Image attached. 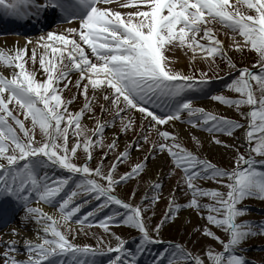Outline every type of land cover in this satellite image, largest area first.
<instances>
[{"label": "snow or ice", "instance_id": "1", "mask_svg": "<svg viewBox=\"0 0 264 264\" xmlns=\"http://www.w3.org/2000/svg\"><path fill=\"white\" fill-rule=\"evenodd\" d=\"M0 7L18 18L51 9L70 25L60 33L49 31L46 36H40L31 50V40L14 50L0 49V66L11 70L10 77L0 72V200L14 202L11 213H0V223L8 225L22 212L23 222L31 221L38 226L39 241L24 240L27 258L23 260L9 256V252L18 251L16 241L6 243L7 251L0 255L4 264H99L96 257L106 254L99 247L103 240L97 247L78 245L73 242L74 237L70 240L57 219L31 206L41 202L58 208L65 227L74 217L77 223L91 227L92 218L111 209L100 221L106 233L111 224L137 230L135 252L126 248L124 239L110 233L117 243L115 247H107V253H116L108 264H139L150 246L162 243L161 229L175 219L181 208L192 209L200 215L205 221L202 236L221 243L223 251L209 248L205 260L186 252L179 244H169L152 264H165L166 257L167 264H182V261L249 264L239 253L245 250L242 245L249 238L264 235V222L238 223L237 218L247 212L246 208L238 207L244 200H264V0H11L7 4L0 0ZM73 21L77 22L75 26ZM217 22L243 38L242 44H236L237 51L243 52L247 47L256 53L257 61L252 65L256 71L249 67L237 68L227 57L221 41L209 27ZM178 46L194 54L200 49L207 54L206 59L212 58V63L219 55L227 60L230 69L236 70L237 75L225 87L238 94V98L223 94L210 98L235 107L245 123L193 107L192 97L207 94L212 81L205 72L199 76L195 72L187 75L170 67L172 61L166 53ZM29 61L31 71L27 67ZM37 63L43 73L39 80ZM72 74H76L75 81L70 78ZM70 85L85 99L79 111L70 110L77 96H63ZM97 106L102 114L112 115V119L101 121L95 114ZM242 107L249 110L241 111ZM133 110L155 130L158 140L153 142V150L166 152L174 168L183 173V182L173 190L164 220L151 232L144 214L160 196L149 199L145 195L141 205L134 206L115 194L117 188L141 173L147 161L118 175V165L129 155L126 148L105 170L103 161L108 152L116 149L117 137L107 145L108 151L103 152L101 162L95 168L89 166L93 152L105 148L103 133L109 125H115L119 119L122 132L132 128L129 113ZM16 111L24 120H30L31 128L26 127ZM86 113L96 122L92 136L81 124ZM176 121L188 123L192 128L202 127L213 134L218 145L221 141L215 138L216 133L231 137L237 129H245L243 136L248 153H238L230 171L219 168L184 148L174 134L161 130V126L173 125ZM37 127L41 141L35 137ZM144 140L147 142L148 137ZM134 147L139 150L140 144ZM78 150L85 154L82 166L74 162ZM58 171L66 174L57 176ZM208 180L218 187L208 189L196 183ZM162 187L159 182L152 185L157 193ZM181 190L185 195L191 194L183 205L176 203L175 197V192ZM135 195L131 193L132 198ZM79 196L85 197L83 203L74 202ZM88 204L93 205V210L79 218L77 214ZM213 226L227 234V242L217 236ZM18 234L13 230V236Z\"/></svg>", "mask_w": 264, "mask_h": 264}, {"label": "rangeland", "instance_id": "2", "mask_svg": "<svg viewBox=\"0 0 264 264\" xmlns=\"http://www.w3.org/2000/svg\"><path fill=\"white\" fill-rule=\"evenodd\" d=\"M235 2V0H233ZM3 8V7H1ZM246 12L247 10L243 8ZM212 28L216 38L221 41L223 46V51L227 54V57L236 65L237 68L249 67L252 71H256L252 68V65L257 61V55L253 51H249L246 47L243 52L235 51L234 47L236 45L228 47V43H225V38L223 36V31L218 28V26L213 23L209 25ZM36 33L32 34L35 35ZM31 35V34H30ZM28 35V36H30ZM9 37V35H8ZM26 38V36H24ZM206 43V41H201ZM166 55L171 59L172 65L170 66L177 72H182L184 74L190 75L195 72L196 76H199L201 72L208 74L212 83L210 87L206 90L207 94H196L192 97L193 107L203 108L206 112L212 113L214 115L226 117L245 123L243 118L240 116L239 112L235 107L225 106L217 101H213L210 97L211 95L223 94L228 98L235 99L238 98V94L231 92L226 89L225 85L233 79L237 73L235 69H230L227 60L222 59L219 55H216L215 62L212 63V58L207 57V54L202 52L200 49H196L195 54L184 47H177L173 52H168ZM29 71L32 70L31 61L27 65ZM37 80L41 79L43 73L39 69L37 63ZM0 72L5 76H11V70L0 66ZM74 81V80H73ZM65 98L71 96H77V99L70 106V110L75 112L79 111L85 99L82 95L77 93L75 88L69 86V90L63 92ZM92 92L89 91V98H91ZM93 103H96L95 101ZM10 107H13L10 105ZM247 107H242L241 111H248ZM18 117L24 121L26 127L31 128L30 120H24V116L16 111ZM95 114L101 119V121H110L112 115L108 113H101L99 107L95 108ZM90 113H86L82 118L81 124L85 126L89 132L88 135L92 136V131L95 129L96 122L89 119ZM133 119L132 128L127 132L121 131V125L119 119H117L115 125H109L103 133V143L105 148L103 150L96 149L93 152V159L89 166L95 168L100 162L103 152H107V145L111 143L114 139L118 137L116 149L112 152H108L107 159L104 160L105 170L108 166L116 162L117 156L128 149L129 155L127 159L118 165L117 174L121 175L125 172L131 170V167L137 163H142L145 160L146 166L141 171V173L135 176L132 180L127 183L122 184L116 190V195L122 200L133 204L134 206L141 205L145 195L149 199L153 195H159L160 199L157 203L151 206L149 211L144 214L145 223L151 232L155 225L159 224L164 220L165 214L169 209V202L172 199L173 190L177 188L178 183H182V170L175 169L171 164V159L167 153H159L154 151L152 144L158 140L157 134L154 129L148 127L147 120H142V118L135 117L134 114L129 113ZM186 119V117H185ZM161 130H167L174 134L178 138V142L187 150L192 151L195 155H198L202 159H207L215 164L217 167L231 170L234 167L235 157L239 154L248 153V145L243 136L245 129H237L233 136H227L223 134L216 133L215 138L221 141V144L214 143L213 134L205 131L202 127L192 128L188 123H182L180 121L174 122L173 125L161 126ZM147 136L148 140L145 142L144 137ZM193 136L196 140H193ZM35 137L37 141H41L42 137L39 128L35 130ZM95 139V137H93ZM199 141V143H197ZM140 144L139 150H136L134 145ZM227 145V147H225ZM259 160V157H256ZM85 154L82 150H78V158L74 160L75 163L81 165L84 163ZM260 165H257L259 168ZM66 173L57 172V176H63ZM159 182L163 187L162 190L157 193L153 190L152 185ZM199 186L215 189L217 184L211 180L208 181H197ZM74 188V185L72 186ZM67 189L66 191H70ZM222 190V189H221ZM135 192L136 195L132 198L131 193ZM64 196V193L61 194ZM176 203L185 204L190 198L191 194L185 195L184 191L175 192ZM85 197L79 196L75 198V203H83ZM207 202V201H205ZM31 206L39 207L45 213L52 215L55 219L60 222L61 230L66 232L68 238L73 240L74 243L78 245H90L92 247H97L99 241L103 240V244L99 247L105 252V255L97 256L99 264H108L110 258L114 257L116 253H107V247H115L116 240L110 235V233H115L126 241V248L135 252L138 246L139 233L137 230L129 228L123 224H111L109 226V232L106 233L103 227L100 226V221L105 218V213H109L111 209H105L104 213L97 214L96 217L90 220L92 226L89 227L88 224L81 225L76 222V217L68 221L67 227L64 226V222L60 220V214L57 207H52L44 203H33ZM147 206V205H145ZM114 207V206H113ZM238 207H243L247 209V212L242 217L237 218L238 223H243L245 221H252L256 223L264 222V200L257 198H248L244 200ZM14 209V202L0 200V213H11ZM93 210V205H85L81 209L78 215L79 218ZM18 212L19 210L16 209ZM24 214L19 212L16 218H21ZM94 221V222H93ZM32 223L31 221H28ZM34 223V222H33ZM205 221L201 219L200 215L197 214L192 209L181 208V210L176 214L174 220H169L160 232V239L162 243L150 246L148 252L141 256L139 259V264H152L154 258H158L159 253H163L165 249L169 248V244H179L183 246L186 252L191 253L193 256L199 255L201 258L206 260V251L209 248L219 252L223 251V246L217 241H213L210 238H205L201 234L202 226ZM35 225V224H34ZM37 226V225H35ZM70 229V230H69ZM212 230L223 240L227 242V234L221 229H216L214 226ZM87 233V235L85 234ZM34 242H39L34 236ZM23 244V245H22ZM22 244H18V250H22L20 255L16 256V259H26L27 254L24 252V241ZM242 248L245 249L239 254L242 255L249 264H264V235H258L249 238L243 245ZM182 261V258H179ZM0 264H4L3 259H0ZM165 264H167V257L165 258ZM182 264H187L186 261H182Z\"/></svg>", "mask_w": 264, "mask_h": 264}, {"label": "bare ground", "instance_id": "3", "mask_svg": "<svg viewBox=\"0 0 264 264\" xmlns=\"http://www.w3.org/2000/svg\"><path fill=\"white\" fill-rule=\"evenodd\" d=\"M38 1V0H37ZM241 12H244L247 14V12L241 8ZM12 15L9 12H6V10H0V31L9 33V37L6 36V34H1L0 33V49H4L6 51L9 50H14L16 47H23L26 43L27 40H31L33 42L32 45H29V49L31 50L32 47H34L39 39L40 36L44 35L46 36L47 32L52 31L56 33H60L70 25L67 23H64L61 19L59 21H55V17L52 18L51 20H45L41 19L42 22H47L44 26H40L37 30L39 32L35 35H30L26 36V38L23 36L24 34L20 35L18 32H25L28 29V27H24L21 25H17L14 27H11L8 25V21ZM39 16V15H37ZM40 17V16H39ZM36 19V17H35ZM36 22V20H34ZM77 24L76 21L72 22V26H75ZM215 26L217 25L219 29H221L224 33L223 36L225 38V43H228V47L236 45L237 43L242 44L243 43V38L238 35V33L232 32L230 29L224 27L220 23H213ZM21 27L23 29H21ZM82 47L85 48V51L87 53H90V49L87 47V45H84L81 42ZM236 51V47H234ZM41 50L38 49V54L40 53ZM30 54V53H29ZM90 59L95 62V58L90 56ZM170 59V58H169ZM171 60V59H170ZM172 63L170 64V66ZM72 80L75 81L76 79V74H72L70 77ZM91 91V90H90ZM151 107V106H150ZM156 111L159 113V109H156ZM131 114H134L135 117L142 118L141 114L138 111L133 110ZM38 226H35L34 223H29V222H23L21 218H15V220L8 224L4 225L0 223V255H2L7 249L5 248L6 243H11L13 240L16 241V248L17 250L20 249L18 244H22V242L25 239H32L34 241V236L36 235V229ZM13 230L18 232L19 234L16 236L12 235ZM23 245V244H22ZM22 250H18L16 252H9L10 257H15L20 255ZM2 260V259H1ZM22 260V259H19Z\"/></svg>", "mask_w": 264, "mask_h": 264}]
</instances>
